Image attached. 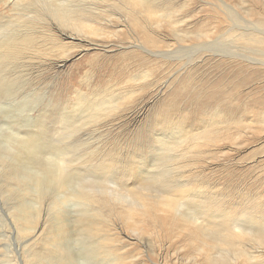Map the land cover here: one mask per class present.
<instances>
[{
    "label": "rangeland",
    "instance_id": "obj_1",
    "mask_svg": "<svg viewBox=\"0 0 264 264\" xmlns=\"http://www.w3.org/2000/svg\"><path fill=\"white\" fill-rule=\"evenodd\" d=\"M183 1L190 3V7L197 10L194 22L207 16V12L201 9L224 1L232 9V14L224 12L226 29L236 23L238 31L248 27L256 30L259 35H264V0ZM5 2L6 0H0L2 37L10 31L11 25L15 28L18 24L11 19H14L20 9L19 5ZM122 2L124 3L121 4ZM125 3L128 5L127 0L81 2L79 7L82 11L86 10L90 17L94 12L100 13V10H105L107 14L93 21L94 26L101 30V35H84L64 28L65 31L79 34L72 38L63 34V28L53 26L57 25L59 20H55L49 12L52 8H43L40 3L38 6L49 13L50 17L48 16L44 24L52 34L48 38L46 52L34 53V56L39 54L43 59L26 69L18 66L17 68L12 63L10 71L5 67L0 72V264H100L84 261L80 257L83 247L81 238L70 237L67 233L70 220L80 210L78 208L75 211L70 202L78 195L74 191L78 189L81 193L84 190L82 194L88 193L80 188L81 183L94 188L92 195L88 197L99 209L95 214L100 224L98 226L101 227V234L108 238L109 245L112 242L114 254H128L126 260L119 264H223V260L226 264H248L245 255L240 256L236 249L219 244L216 236L221 232L220 227L209 224L206 228L195 229L185 219L188 211L199 213L203 210V216L228 214L226 224L237 229V225H240L255 233L264 228L263 109H259L256 118H243V124L248 123L253 129L248 126L247 129L242 128L240 133H236V136L239 135L237 139L222 141L214 145L215 147L197 145L193 148L186 143L178 146L166 168L169 171L168 183L172 191L164 194L166 199H160L149 212L139 211L138 208L128 210L125 200H117L106 193V188L111 189L113 184L104 178L101 179L104 183H95L98 174L94 172L102 173L106 169L107 174H110L114 167L121 177L128 178L130 190L138 192L136 186L146 184V177L149 176L141 170L142 159L139 158V153L147 158L149 152L146 151L150 145L156 144L148 131L157 128L154 125L157 122L161 124L164 115L172 113L173 108L169 106L174 99V90L181 84L184 73L192 67H200L199 73L207 70L209 77L213 78L223 68L215 66L217 60L222 59L226 63L232 60L230 52L225 53L228 50L222 48L218 49L219 51L217 48L203 49L197 57L194 56L196 61L191 62L188 58L191 53H178V44L174 45L177 48L174 47V50L177 51H174L172 57L162 51L152 50L130 30L132 21ZM248 8L253 11L251 15ZM138 15L141 20L149 18L143 10L138 12ZM157 16L154 21L156 32L161 38L172 43L173 37L167 35L164 30L170 17ZM39 22L43 21L38 20V24ZM117 31L118 34H125H120L121 37L113 34ZM125 52H140L150 57L153 64L132 71L127 79L119 82L116 79H113L115 82L100 80L101 78L92 71V64L97 59L102 60L105 56L113 58ZM254 56L260 58L258 55ZM236 58L237 62H244L258 70L255 76H250L242 93L264 97V73L259 74L264 72V63L244 55ZM145 71H150V74L144 76ZM155 74L159 82L154 80ZM82 94L89 99L87 102H102L105 97L110 99L112 96L118 98V102L104 103L98 109L101 110L95 113L96 117L92 123L95 127H88L83 108L78 103ZM114 105H117V108ZM192 116L193 124L179 127V123L175 122L178 114H175L173 125L165 129L159 128L158 131L173 132L179 127L184 136L189 137L204 129L210 133L214 127L219 130V124H211L208 120L211 114L205 117L202 112L196 111ZM214 121L216 122L215 119ZM82 123H85L83 129L78 127ZM228 124L225 127L227 129ZM199 136V141H206L203 134ZM153 152L154 148L148 158H151ZM115 157L124 160L125 166L113 165L111 161ZM150 162L145 164V171L154 170ZM88 163L95 167L85 169ZM98 165H103V168H96ZM57 171L61 172L56 174ZM132 174L136 179H132ZM70 177L66 184L61 182ZM43 178L55 180L51 185L45 183ZM177 186L178 188H175ZM173 194L181 196L178 202L181 203L178 206L181 216L175 209L166 205L168 197ZM103 200L110 203L112 211L102 207ZM141 213L143 214L140 215ZM155 216L157 222L153 220ZM253 216H259L260 220H255ZM27 219L31 222L28 223ZM160 220L167 223L164 224ZM189 227L195 229L194 232L186 239L178 238V233ZM204 234L214 237L217 242L207 239ZM203 241L210 245L206 251L201 249ZM215 244L220 246L214 248L212 245ZM239 244L237 249L240 252L246 249L248 254L256 256L253 261L262 260L264 264V244L255 242L248 235L244 236ZM221 253L224 254L223 257Z\"/></svg>",
    "mask_w": 264,
    "mask_h": 264
},
{
    "label": "bare ground",
    "instance_id": "obj_2",
    "mask_svg": "<svg viewBox=\"0 0 264 264\" xmlns=\"http://www.w3.org/2000/svg\"><path fill=\"white\" fill-rule=\"evenodd\" d=\"M83 1L85 0H6L5 3L19 5L18 7H20V9L17 8L19 12L16 14L14 19H11L13 20V22H17L18 24L15 26V28L12 27L11 25L10 31L6 30V32L7 31L8 32L3 37L0 36L1 37L0 38V72L5 67H7L6 69L7 71H10L9 67L10 64L12 63L15 64L16 67L17 66L23 68L25 67L26 69V68H31L32 66L36 65L40 60L43 59L42 56L39 54L34 56V53L46 52L47 41L48 38L52 36V34L49 33L50 31L49 29H47V25L44 24V22L48 20L49 13L44 12L41 9V7L52 8V10L49 12L52 14V16H54L55 20L56 19L59 20V23L57 25L53 24V26H59L60 29L63 28L62 31L65 32V33L63 32V34L68 35L69 38H72V36L76 37L79 34L65 31L64 28L66 27L77 31L80 34L84 33V35H86V33H88L89 35L91 34L101 35V33H99L101 32V30L97 29L94 26L93 21H95L94 20L95 18H99L101 15H106L107 13L105 12V10H100V13L94 12L93 15H91L90 17V14H86V10L82 11L80 8L81 2ZM90 1L91 0L88 1L86 0V2L88 3ZM179 1L180 2H176L174 0H166V1L127 0L128 5H126V3L124 5L126 6L127 8L126 11L129 13L130 19L132 21V23L130 24L131 25L130 30L133 32L135 36L141 38L147 47L151 48L154 51H160V52L162 51V53L168 55L169 57L170 56L172 57V55H174V51L177 50L178 53L180 54L190 52L191 54L189 55V57L188 56L187 57L190 59L189 62H191L192 60L196 61V59H194V56L197 57L203 49L209 50V49L217 48V51H219L218 49L222 48L223 50H228L225 53L230 52L229 54L232 56L231 58L232 60L230 63H226L222 59L217 60L215 62V66L216 67L223 66V68L220 73L218 72L219 74L216 75L214 74L215 76L213 75L214 77L213 78L211 77L212 79L207 74L208 72L207 70L199 73L198 70L200 69V67L196 68L191 66L192 67L191 69L189 70L186 69L187 73H184L185 75L184 78L182 79L181 84L176 86V89L174 90L173 102L171 103V106H169L173 108L174 114H173V110L172 113L169 114L167 113L166 115H164L161 124H158L157 122V124L154 125L157 128H155L154 130L151 128V132L148 131L149 136H151V138L155 140L156 144H154L153 146L150 145L151 148L148 145H146L149 147V149L146 151L149 152L147 153V158H144V155L142 156L141 153H139V158L142 159V161H140L142 166L141 170L143 169L142 172H144V174L149 176L146 177V179H148V182H146V184H143L142 186H138V185L136 186V188L139 189L138 192H134L130 190L129 188L130 181L128 180V178L126 176L121 177L118 173V170L114 167H113L114 170L110 174H107L105 168H104L105 171H102L100 169L102 173L91 171L96 173V175L98 174L97 178L94 176L96 178L95 183H99V184L104 183L101 180L102 178H104L105 181L109 182L110 184H113V187L111 189L109 188L110 190L106 188L105 190L106 193H108L112 197H115V199L117 200H125L128 203V207H129L128 210H133L135 208L136 209L138 208L139 211L142 210V212H149L152 210V207L155 204L159 203L160 199H166L164 194L166 193L168 194L169 192L172 191V189L170 188V184L168 183L169 171L166 168L168 167L167 164L169 160L172 157H174L175 154L174 152L176 151V148L178 146H182L184 143L188 144L189 146H193V148H195L197 145L200 147L201 145L214 146L220 144L222 141H227V140L232 141L234 139H237L239 135L236 136V133L238 132L240 133L241 129L246 126L249 127L248 123L243 124V118L249 116H253L256 118L259 109L264 110V97L256 96L250 93L249 94L242 93L243 87L246 85L250 76H255L258 73V70L253 69L248 64H244V62L236 61L238 60V58H236L237 56L244 55L251 59H254L255 61L259 60L264 63V35H259L258 33H256V30H252V28L248 29V27L246 30L238 31L239 29H237L238 26L236 25L235 21H234L235 25L233 24V26L230 27L228 26L229 28L226 29L224 27V23L226 22L224 12L227 13L231 12L232 14V9L231 6H229L224 1L218 3H215L216 2L215 1L213 2L215 4L209 6L206 9H201L207 12V16H203L202 18L200 17L201 19L196 22H194V20H195V16L197 15V10L194 9L193 7H190L191 5L190 3L188 4L186 1L183 0H179ZM123 3L124 2H122L121 4ZM39 4L41 5V7L38 6ZM142 10L146 11L147 15L149 16L148 19L141 20L140 18L141 16L138 15V12ZM248 10H249L248 11L249 14L251 15L253 11L251 12V8H248ZM160 12L162 14H160ZM157 15H159L160 17H170L169 22H167L168 24L167 26H165L164 30L166 31V34L168 33L167 35H171L173 37L172 43L168 42V40L166 41L165 39L161 38L159 34L156 32L157 27L154 26V21L155 19L158 18ZM38 20L43 22H39L40 24H38ZM244 20L246 21V19ZM158 25L160 24L158 23ZM118 32L119 31H117V33L114 32L113 34L115 35L117 34L119 37L125 34V33L123 34L120 33L121 34L120 36ZM175 44L179 45L177 47L178 49L176 48V46H174ZM165 47L167 48L165 49ZM174 47L177 50H174ZM225 53L223 52V54ZM254 55H258L260 56V58ZM232 61H236V62H232ZM152 64L153 63L150 57L143 55L140 52H132V53L125 52L120 55L114 56L113 58H111L110 56L109 57L105 56L104 58H102V60L97 59L94 62V64H92L94 67L92 68V71L96 73L99 78H101L100 80H108L111 82H115V80L113 79H116L117 82H119L120 80L123 81L127 79L128 75L132 73V71L137 69H142L144 66L149 67ZM158 69L159 67L157 68V70ZM161 70L163 72L162 67ZM263 73L264 72L262 71L259 72V74H263ZM149 74L150 71L144 72V76H148ZM30 75L31 74H29V76ZM153 77L154 80H157L156 74L153 75ZM252 79L254 80V78ZM250 92L254 93V91H250ZM112 97L110 99L105 97V99L102 102L96 103L93 102L92 100L87 102L89 99L88 98L86 99L85 95L82 94V96L79 98L82 103L80 101H78V103L81 104L83 108L82 110L84 114L83 116H85V119L88 122L87 123L88 127L89 126L95 127V125L92 124L93 120L96 117L95 113L101 110L98 109L101 106H103L104 103L114 101L113 104H117L115 102L116 101L118 102V98H115V96L114 98ZM114 107L117 108V105H114ZM85 111H87L88 113L86 114ZM196 111L202 112L205 115V117H207L208 114H211L208 120H210L211 124L212 123L219 124V130H216V127H214V130L212 131V133H210L208 132L207 129H204L201 132L198 133L194 132V134H191L189 137H185L179 127L180 126L185 127L189 123L194 122L193 121L194 117L192 116V114H195ZM223 111L225 112V114H223L224 113ZM175 114H178V117H176V121H175L179 123V127H176V129L178 130L177 131L175 130L173 132L158 131L159 128L165 129V127L169 125H173ZM108 116L109 115L107 114L106 118H108ZM90 119H92V121H89ZM214 119L216 120L217 123L214 121ZM208 120L206 119V121ZM227 124H228V129L225 128ZM78 127L82 129L85 128V123L79 124ZM199 134H203V136L206 137L205 138L206 141L203 142L199 141L200 139ZM222 135L223 137H221ZM153 148L155 152L151 154V158H148ZM113 159L114 160L111 161L113 165L119 167L125 166L124 160L123 162L121 159H117L116 157ZM149 162L152 163V166L154 168L153 171H151V169H149L150 171L149 170L145 171L147 169L145 167V164ZM98 166L99 167L96 168H100L103 165L102 166L98 165ZM92 167L95 166L88 163L85 169L88 168L91 169ZM60 172L61 171H57L56 174ZM133 176L134 177H132V179L133 180L136 179L135 175ZM70 179L71 177L66 180H61V179L60 180L62 183L66 184ZM54 180L52 179L48 180L46 178L45 179L43 178V181L45 183H50L51 185L53 184ZM98 180L101 181L99 182ZM40 182L42 183V181ZM79 186L80 188L85 189L86 192L88 193L82 194L84 190L81 193L80 191H78V189L74 191L77 192L78 195L76 194L77 197L75 199H71L70 202H72L75 211L78 208H80V210L76 212V215H74V218H72L73 220L72 219L70 220V225L68 226L70 227V229L67 233L70 235V237L75 236V238L77 237V239L81 238L83 242V247L81 248L82 254L80 257L83 258L84 261H88L91 263H100V264H116L117 262L118 264L122 263V261L126 257H128L127 252H125L126 253L125 255L124 253L121 254L120 252L118 254L119 256H117V254L115 255L114 254L115 248L112 242L109 245L108 238H105L103 236L105 234H101L100 232L101 227L99 228L98 225L100 224L98 223V218L95 216V214L99 211V209L96 207V205H94L91 202V199H89L90 197H88V195L91 194L94 188L90 185H86L83 183H81ZM96 188H98V186ZM175 188H178V186ZM93 194H95V192ZM168 198L169 201L166 205L169 208L171 207L175 209L181 216V213L178 210V206L181 204L178 203L181 200V196L177 197L176 194H173L171 195V197ZM103 202L104 204L102 207H106L107 210H110L111 208L110 203L104 200ZM175 204L176 206H174ZM128 212L130 213V211ZM187 213L189 214H186L187 218L185 220L189 224L193 225L192 226L193 228L195 229L196 227L198 229L206 228L207 225L209 224H213L216 227H220L221 232L218 234V236H216V238H218L219 244L227 245L233 250L236 249V253H238L240 256L242 254L245 255L248 264H262V260L253 261L252 259L256 258V256L248 254L246 249H243L240 252L239 249L237 248L240 245L239 243L241 242V239L244 238V236L246 235L250 236L252 240H255V242H258L259 244H264V228L261 229L262 231L259 230L255 233L252 231H247V229L243 228L240 225H237L238 227L237 229L235 227L226 224L229 218L228 214H221V215L210 214L203 216L204 214L203 210H200L199 213H193L189 211ZM142 214L143 213H141L140 215ZM253 217L257 221L260 220L259 216H253ZM162 218L164 219L165 216ZM27 220L28 223L31 222L30 219ZM153 220H155L154 222L158 221L156 216L154 217ZM160 221L164 224L167 223V221H162V220ZM193 228L189 227L187 230L185 229L179 232L177 235L178 238L186 239L194 232L195 229ZM201 235H203V233ZM204 236L207 237V239L217 242L216 239L212 236L206 234H204ZM219 244H215L212 246L215 248L217 246H220ZM209 246L210 245L207 243V241H203L201 249L203 251H206ZM224 251H226L225 248ZM220 255L221 257H223L224 254L221 253ZM222 263L226 264L224 260L222 261Z\"/></svg>",
    "mask_w": 264,
    "mask_h": 264
}]
</instances>
